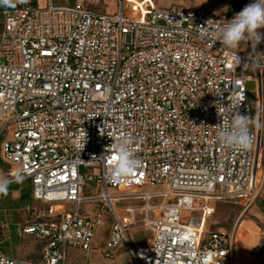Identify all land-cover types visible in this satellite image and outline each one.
<instances>
[{"label":"built area","instance_id":"2783aa9c","mask_svg":"<svg viewBox=\"0 0 264 264\" xmlns=\"http://www.w3.org/2000/svg\"><path fill=\"white\" fill-rule=\"evenodd\" d=\"M15 1L0 30L1 160L17 167L9 182L31 183L23 233L42 249L34 262L0 248V264H68L70 247L89 256L103 214L82 215L86 202L111 214L107 258L125 242L134 264H262L264 253L238 260L230 235L209 223L217 202L245 211L259 196L261 130L249 83L264 71V45L261 54L222 46L217 29L234 15L204 6L121 0L100 13L102 0ZM236 111L249 117L244 150L218 138ZM125 139L141 163L115 179L114 144ZM96 179L98 192L87 195ZM138 228L149 230L143 246L129 238Z\"/></svg>","mask_w":264,"mask_h":264},{"label":"rangeland","instance_id":"374dc122","mask_svg":"<svg viewBox=\"0 0 264 264\" xmlns=\"http://www.w3.org/2000/svg\"><path fill=\"white\" fill-rule=\"evenodd\" d=\"M163 7H168V3L170 2V7L173 9H177L181 6H194L201 5L208 8L211 12L215 14H231L234 15L241 11L239 7H235L230 3V0H162ZM121 0H102L99 5L95 7V10L100 13H112L116 12L120 7ZM165 10V9H162ZM2 17L0 15V30H1ZM264 31V29H262ZM264 42V40H263ZM243 44L247 47L249 52H252V46L247 41H243ZM261 43H259L256 48L258 52L261 54ZM247 72L251 73V63L247 61ZM264 76V71L262 73ZM261 82L258 81V84L255 85L254 81L249 83V88L251 90L250 101L254 105L255 108V119L256 123L260 127V87ZM255 88V89H254ZM254 89V90H253ZM16 166H9L2 162L1 160V142H0V170L3 172H13L16 170ZM86 171H88L86 169ZM97 173L96 171H93ZM4 175H1L3 177ZM26 183V182H24ZM161 189L160 187H145L144 191H155ZM98 192V180L88 181L86 187L87 195H94ZM226 207L225 212L221 213L217 210L214 219L218 221V224L214 228H221L223 232H226L230 235L233 246L236 247V256L237 259L243 258V261H246V258L253 259L254 256L261 254L264 252V243L262 242V231L260 230L259 222L253 223L250 218L245 223H242L244 219H247L245 215L248 216V212L245 215L241 213L244 211L235 206H231L228 204H224ZM1 206H5L0 204ZM25 207H19L18 209H6L5 212L3 210L0 212V239L2 240V247L6 253L11 256L18 257L16 254L19 251V248L22 247V237L20 236V231L23 226L22 218L31 219V213ZM101 212L103 214V224L99 226L97 231V240L95 245L97 248L99 247V251L96 249L93 251L91 256L81 257L78 262L75 264H132L131 253L128 245L126 247H122L119 250L120 256H116L115 259H109L105 257L102 253L101 248L103 247V241L108 237L109 233V224L112 221L110 212L105 209L101 204L95 202H86L81 205V213L84 216L89 215L90 217H94L95 214ZM249 217V216H248ZM147 234L144 231H139L133 235V241L135 244H142L146 239ZM4 238V239H3ZM0 240V241H1ZM239 251V252H238ZM80 257V254H79ZM241 261V260H240ZM264 264V260L262 262Z\"/></svg>","mask_w":264,"mask_h":264},{"label":"crops","instance_id":"0c3cea01","mask_svg":"<svg viewBox=\"0 0 264 264\" xmlns=\"http://www.w3.org/2000/svg\"><path fill=\"white\" fill-rule=\"evenodd\" d=\"M182 2V0H179ZM201 1H205V0H201ZM21 2L23 3V5H29V4H36L40 7H45L47 6L48 1L47 0H21ZM159 5L162 6L163 1L162 0H158ZM252 0H230V3L233 4L235 7H239L241 10L243 9V7L249 3H251ZM171 3H168V7L166 8H171L170 7ZM18 6V4L16 3L15 0H8L7 3H0V15L2 17V12L6 9H14ZM196 6H201V5H194V6H181V8H193ZM163 7V6H162ZM165 8V7H164ZM208 9V8H207ZM209 10V9H208ZM213 13V12H212ZM215 14V13H214ZM216 15H224V14H216ZM231 15V14H228ZM1 27H2V23H1ZM262 31V30H261ZM261 52H262V45H264L263 40L261 41ZM241 47L242 49L246 50L248 53H251L248 51L247 47L243 44V41L241 42ZM258 50V49H257ZM247 61H250L251 63V69L252 72L248 73L247 72V68H246V73L250 76L253 75V68H252V61L250 59H248ZM247 61H246V67H247ZM260 82H261V88H260V100L262 103V119H261V125H260V130H261V145H262V153H263V167H264V76L261 74L260 76ZM255 89V88H254ZM253 89V90H254ZM252 90V89H250ZM251 95V94H250ZM12 167V166H11ZM14 172V171H13ZM13 172H3L0 170V177L1 175H4L3 178H6L8 180V178L10 177V175ZM26 182V183H24ZM135 204V203H139V201H128L125 204ZM0 204H3L5 206H1L0 208V212L3 210V212H5L6 209L10 208V209H18L19 207H25L27 210H29V207L32 204V187H31V183L29 180H18V181H13V182H9L8 185V190H7V194H0ZM224 204H228L231 206H235V207H239L241 208L243 211V207L240 204L237 203H232V202H217L215 204V212L213 214V216L211 217V221H210V229H212V227H216L218 224H220L218 221H216V219H214V216L217 212V210H219L221 213L225 212V205ZM246 212H248V216L245 215ZM29 213V211H28ZM242 215H245L247 219H244L242 223H245L248 218H250L249 220H251L253 223L255 222H259L260 224V230L262 231V242L264 243V178L262 181V185L260 188V192H259V196L257 198V200L254 202V204L248 208L247 210L244 211V213H241ZM32 217V216H31ZM28 217L26 218H22L21 220L23 221V226L22 229L20 231V236L22 237V247L19 248V251L16 253L18 255V257H14L9 255L8 253H6L2 247V240L0 241V248L9 256L14 257V258H18V259H25V260H30V261H34V262H38L41 258V249H42V243L35 237V236H31L28 234L23 233V227L30 221V219H28ZM2 220V219H0ZM111 227H112V221L109 224V233H108V237L103 241V247L101 248L102 253L103 249L105 248V244L109 238V234L111 231ZM99 229V228H98ZM212 230H221V228H214ZM98 231V230H97ZM139 231H144L147 236L145 241L138 245L135 244L133 241V235L135 233H138ZM149 237V230L146 228H138L135 230H132L129 232V238L132 241V243L135 246H143L147 243V239ZM4 239V238H3ZM97 240V234L93 243V250L90 253L89 256L92 255L94 250H98L99 247L97 248V246L95 245V242ZM127 244L125 242H122L115 250H114V258H109V259H115L116 256H120L121 254H119V250L122 247H126ZM235 247V246H234ZM264 249V248H263ZM99 251V250H98ZM100 252V251H99ZM235 252L236 251V247H235ZM239 252V251H238ZM131 253V252H129ZM264 253V252H263ZM80 254V257H79ZM105 255V254H104ZM81 257H88L86 256L83 251L77 247H70L69 251H68V264H75L76 262H78L80 260ZM106 257V256H105ZM132 257V255H131ZM239 260V259H238ZM241 261H243V258L240 259ZM251 260V258H246V261ZM131 263L134 264V261L131 260Z\"/></svg>","mask_w":264,"mask_h":264},{"label":"clouds","instance_id":"9594fccd","mask_svg":"<svg viewBox=\"0 0 264 264\" xmlns=\"http://www.w3.org/2000/svg\"><path fill=\"white\" fill-rule=\"evenodd\" d=\"M2 2L7 3L8 0H2ZM262 29H264V0H252L241 11L234 14L231 20L223 21L217 29L216 40L229 49L238 47L242 41H247L251 46L256 47L264 40ZM235 59L240 60L237 54ZM248 120L249 117L236 111L230 126L222 127L218 133L220 142L230 148L247 149L251 144ZM114 148L116 151V156L113 158L115 167L111 174L115 179H119L130 175L141 162L133 156L128 140L116 142ZM8 185L9 181L0 177V194H7Z\"/></svg>","mask_w":264,"mask_h":264},{"label":"water","instance_id":"95a60500","mask_svg":"<svg viewBox=\"0 0 264 264\" xmlns=\"http://www.w3.org/2000/svg\"><path fill=\"white\" fill-rule=\"evenodd\" d=\"M260 109H261V116H260V125H261V119H262V103H261V100H260Z\"/></svg>","mask_w":264,"mask_h":264}]
</instances>
